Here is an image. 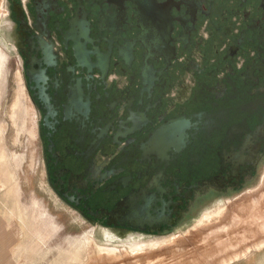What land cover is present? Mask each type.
<instances>
[{
  "label": "flooded vegetation",
  "instance_id": "af4514ba",
  "mask_svg": "<svg viewBox=\"0 0 264 264\" xmlns=\"http://www.w3.org/2000/svg\"><path fill=\"white\" fill-rule=\"evenodd\" d=\"M5 3L10 119L78 220L161 237L264 177V0Z\"/></svg>",
  "mask_w": 264,
  "mask_h": 264
},
{
  "label": "rangeland",
  "instance_id": "374dc122",
  "mask_svg": "<svg viewBox=\"0 0 264 264\" xmlns=\"http://www.w3.org/2000/svg\"><path fill=\"white\" fill-rule=\"evenodd\" d=\"M7 13L5 0H0V29H3L1 23L6 20ZM10 68L12 73L9 97L5 106L7 110L18 94L20 81L17 79L14 62ZM4 120L3 117V123ZM28 127L31 128L30 125ZM25 144L31 148L32 158L28 164L22 159L21 165L20 157L17 158L18 164L14 166L17 169L15 176L17 181L12 184L3 181L2 189H14L17 186L18 190L24 191L17 198L19 221L27 216L24 213L25 209L30 213L28 223L23 222L24 225L19 229V238L32 239V246L29 241L27 242L29 246L26 247L33 251V262L30 264H230L241 262L243 258L246 262L254 259L252 264L264 263V196L260 205L254 211H250L252 197L256 195L257 199L258 193L264 194V177L257 179L240 193L211 199L192 221L171 233L146 238L132 235L127 239V236L122 237L107 232V229L100 226L93 227L80 221L64 208L46 186L40 168V151L37 150V143L33 139L26 140L21 136L19 154L25 152L26 148L23 150ZM3 201L5 206L14 205L11 198ZM231 210L235 215L233 218L238 216L239 221L238 218L231 217L232 213L229 212ZM210 212L212 213L210 219H206L205 214ZM227 214H231L228 217L231 219L225 218ZM24 253L22 252L25 257Z\"/></svg>",
  "mask_w": 264,
  "mask_h": 264
},
{
  "label": "crops",
  "instance_id": "0c3cea01",
  "mask_svg": "<svg viewBox=\"0 0 264 264\" xmlns=\"http://www.w3.org/2000/svg\"><path fill=\"white\" fill-rule=\"evenodd\" d=\"M13 56L12 44L6 32L0 29V67H3L2 69L0 68V264H22L23 262L30 264L33 262V251L31 252V249L29 250V248L26 247L29 246L27 242L30 241L29 243H31L32 239H27L26 237L25 240H22L23 238H19V229L24 225L23 222L25 223L26 221L28 223V214L30 213V211H26L25 209L24 213L27 216L25 219L19 221L17 198L21 193H24V191L22 189L18 190L17 186L14 189H2L3 181L6 180L10 184L17 181L15 179L17 169L14 168V166L18 164L17 158L20 157V165L22 159L25 160V164H28L29 160L32 158L30 155L31 148H29L27 144H25L23 148V150L26 148L25 152L19 154L18 147L19 143H21V136H24L26 140H32V138H29L26 133L17 138V131L10 119V109L7 110L5 108L10 92V78L12 73L10 66H13ZM2 57L5 58V60ZM3 60L5 62H3ZM2 62L6 65L4 66ZM3 117L5 118V124L3 123ZM29 125L30 122H27V126ZM4 177L7 179H4ZM6 198L13 199L14 205H3V199ZM10 203H12V201ZM24 241L25 244H23ZM20 246L21 248H19ZM22 252H25V257ZM29 255L31 257H29ZM241 260H243L241 262L245 264H252V261H254V259H250L246 262L244 261L246 260L245 258ZM241 262L236 261V263L232 262L230 264H241Z\"/></svg>",
  "mask_w": 264,
  "mask_h": 264
},
{
  "label": "bare ground",
  "instance_id": "6f19581e",
  "mask_svg": "<svg viewBox=\"0 0 264 264\" xmlns=\"http://www.w3.org/2000/svg\"><path fill=\"white\" fill-rule=\"evenodd\" d=\"M6 1H7V0H6ZM5 8H6V7H5ZM2 10H3V9H2ZM4 10H5V9H4ZM5 13H6V12H5ZM5 13H4V14H5ZM4 14H3V16H4ZM7 15H8V14H7ZM3 16H2V17H3ZM5 16H6V15H5ZM3 24H4V25H3ZM1 27H3V28H8V29H9V27H10V23L7 22V19L4 20V21L1 23ZM11 28H12V27H11ZM1 29H2V28H1ZM3 44H4V43H3ZM5 46H6V45H5ZM2 58H3V57H2ZM3 59L5 60V58H3ZM4 60H3V62H5ZM1 61H2V60H1ZM3 62H2V63H3ZM3 65L5 66L6 64L3 63ZM0 68L2 69L3 67H0ZM4 70H5V69H4ZM0 71H1V70H0ZM3 72H4V71H3ZM1 74H2V73H1ZM1 79H2V78H1ZM4 179H7V178L4 177ZM5 182H6V180H5ZM263 182H264V178H263ZM3 185H4V184H3ZM263 185H264V183H263ZM262 189H263V188H262ZM256 192H257V191H256ZM252 193H253V192H252ZM254 193H255V192H254ZM254 193H253V194H254ZM259 195H260V194L258 193L257 196H258L259 198L257 197V199H256V197H255L256 195H255V196L253 195L254 197H252V194L250 195V196L252 197V205L250 206V211H254L255 208L258 207V206L260 205V203H261V199L263 198L264 194H262V195H260V196H259ZM247 196H248V195H247ZM250 196H249V198H250ZM242 197H243V196H242ZM242 197H241V198H242ZM245 197H246V196H245ZM241 198H240V199H241ZM238 199H239V198H238ZM243 199H244V198H243ZM250 199H251V198H250ZM230 203H231V202H230ZM235 203H236V202H235ZM245 203H246V201H245ZM236 204H237V203H236ZM247 206H249V205H246V207H247ZM229 207H230V206H229ZM232 207H233V206H232ZM248 208H249V207H248ZM228 209H229V208H228ZM228 209H227V210H228ZM259 210H260V209H259ZM229 212L232 213V210L229 211ZM229 212H227V213H229ZM258 212H259V211H258ZM258 212H257V213H258ZM233 213H234V212H233ZM233 213H232V216H231V214H230V215L227 214V217H225V216H224V217H225V218H228V217L231 216V217L233 218V217L235 216ZM251 213H252V212H251ZM261 213H262V212H261ZM253 214H254V213H253ZM253 214H252V215H253ZM259 214H260V213H259ZM263 214H264V213H263ZM211 215H212V213L210 212V213L205 214L204 217H205L206 219H210V216H211ZM228 215H229V216H228ZM233 215H234V216H233ZM244 215H245V214H244ZM254 216H255V215H254ZM201 217H202V216H201ZM236 218H238V216H236V217L233 218V219H236ZM228 219H231V218H228ZM198 221H199V220H198ZM238 221H239V218H238ZM238 223H239V222H238ZM219 225H220V224H219ZM215 226H216V225H215ZM223 227H225V225H223ZM223 227H221V228H223ZM257 227H258V226H257ZM219 228H220V227H219ZM224 229H225V228H224ZM258 229H259V227H258ZM258 229H257V230H258ZM246 232H247V231H246ZM238 234H239V233H238ZM251 234H253V233H251ZM245 239H246V237H245ZM228 240H230V239H228ZM241 241H242V240H241ZM172 242H173V241H172ZM229 242H230V241H229ZM191 244H192V243H191ZM219 244H220V243H219ZM237 244H238V243H237ZM227 245H228V243H227ZM231 245H232V244H231ZM220 246H221V245H220ZM218 247H219V246H218ZM215 249H216V248H215ZM228 249H229V248H228ZM228 252H230V251H228ZM226 253H227V252H226ZM215 264H216V263H215ZM260 264H264V263L262 262V263H260Z\"/></svg>",
  "mask_w": 264,
  "mask_h": 264
},
{
  "label": "water",
  "instance_id": "95a60500",
  "mask_svg": "<svg viewBox=\"0 0 264 264\" xmlns=\"http://www.w3.org/2000/svg\"><path fill=\"white\" fill-rule=\"evenodd\" d=\"M263 25H260L256 28H253V34L255 35V39L254 41L257 42L258 45H261L262 43V38H263V32H264V27H262Z\"/></svg>",
  "mask_w": 264,
  "mask_h": 264
}]
</instances>
